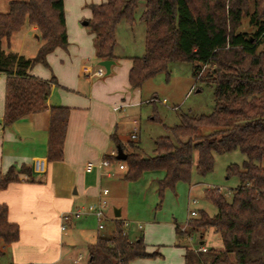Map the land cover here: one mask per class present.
I'll list each match as a JSON object with an SVG mask.
<instances>
[{
  "label": "trees",
  "instance_id": "obj_1",
  "mask_svg": "<svg viewBox=\"0 0 264 264\" xmlns=\"http://www.w3.org/2000/svg\"><path fill=\"white\" fill-rule=\"evenodd\" d=\"M4 4V8H2ZM86 20L93 34L97 61H115V31L119 23L132 25L136 15L144 26V53L132 57L128 72L131 89L167 70L172 62L192 64L197 80L214 86V107L209 115L184 114L171 136L154 140L151 156L126 153L123 179L135 181L146 171L161 170L157 181L161 200L166 189L178 182L190 184L195 171L204 176L214 167V154L239 151L245 156L238 166L227 167L239 184L228 202L217 190L205 189L204 197L216 212L200 211L186 229L174 222L178 237L212 228L222 249L205 253L184 248V264H264V0H107L89 6ZM246 19L251 32L240 31ZM36 27L38 44L29 57L19 51V39ZM67 45L63 0H0V74L7 76L2 125L9 126L29 114L47 109L46 99L54 78L42 80L28 72L36 64L47 66L46 55ZM210 67L206 78L200 71ZM69 109L49 108L46 161L63 158ZM202 128H213L202 134ZM113 143L122 148L114 136ZM131 149L137 144L130 143ZM111 164L115 156H104ZM31 179L30 168H21ZM18 181L13 167L0 175V191ZM19 240V228L7 219L6 205H0V257L4 248ZM86 264H131L151 258L141 237L131 240L124 224L114 219L107 235L88 245Z\"/></svg>",
  "mask_w": 264,
  "mask_h": 264
},
{
  "label": "crops",
  "instance_id": "obj_2",
  "mask_svg": "<svg viewBox=\"0 0 264 264\" xmlns=\"http://www.w3.org/2000/svg\"><path fill=\"white\" fill-rule=\"evenodd\" d=\"M106 1L97 0L94 4ZM63 5L67 45L65 48L57 47L46 55L47 66L36 63L28 72L30 76L46 81L54 78L46 99L47 109L3 126L7 76L0 74V175L11 167L18 175L17 182L0 191V205H6L8 221L17 224L19 228V240L4 248L2 256L7 259L2 264H81L82 256L78 254L76 257L74 252L83 247L87 251L88 245L95 242L99 230L97 219L91 213H85L76 219L71 217L66 222V229L62 231L61 216L95 203L101 189L108 190L105 197L107 199L109 189L103 186L104 180L121 177V174L115 172L119 170L116 163L101 170L94 168L89 173L85 171V165L97 164L104 156L116 155L112 136L118 139L122 151L127 153L121 135L123 125L129 122L124 117V110L141 105L140 88L131 89L128 84L132 57L118 55L114 51L117 59L110 74L93 76V72L99 67L93 34L87 33L83 25H80L81 21L91 18V11L84 8L82 1L75 0L72 3L71 0H63ZM35 35L36 27H31L22 35L20 53L29 57L34 55L38 44ZM30 38L32 41H29ZM26 42L29 45L27 52H24ZM84 68L88 69L87 74L84 73ZM56 106L68 108L69 117L63 158L61 161L48 163L49 108ZM132 123L137 124L138 119L134 118ZM36 159L46 162V171L41 175L32 174L31 181L18 171L30 168ZM145 173L155 175L156 184L164 177L161 170ZM192 200L195 201L194 204ZM196 203L194 198L187 202L188 205ZM192 210L196 212V209H190L189 213ZM119 211V217H122V209ZM89 220L96 222V229L86 236L89 232L86 228ZM119 220L127 226L125 218ZM174 222L183 224L174 220L173 230ZM111 223L113 226L114 220ZM103 226L105 228L104 223ZM136 227L141 228L140 225ZM125 232L131 240L138 238L135 234ZM199 245H203L202 238ZM147 252L160 256L152 249ZM87 260L88 252L85 263L82 264H86ZM149 260L137 259L131 264H150ZM177 264H184V251L181 262Z\"/></svg>",
  "mask_w": 264,
  "mask_h": 264
},
{
  "label": "rangeland",
  "instance_id": "obj_3",
  "mask_svg": "<svg viewBox=\"0 0 264 264\" xmlns=\"http://www.w3.org/2000/svg\"><path fill=\"white\" fill-rule=\"evenodd\" d=\"M75 0H71L74 3ZM82 1L84 8L89 11V6L93 5V0ZM68 2V1H67ZM89 4V5H88ZM2 4V8H4ZM86 20L81 21V24ZM87 33L91 30L83 26ZM240 31L251 32L253 29L247 25V20L242 21ZM22 37V36H21ZM21 37L19 39V51L21 48ZM116 46L115 54L122 56L138 57L144 53V26L136 15L132 25L125 22L118 24L115 31ZM29 41H32L31 38ZM29 43L23 47L27 52ZM98 68V67H97ZM96 68V69H97ZM210 67H205L200 71V77L206 78ZM104 76V75H103ZM214 86L206 84L202 80H197L192 75V64L186 62H172L168 64L165 72H160L155 77L143 83L139 90L141 105L124 110L125 123L121 129L123 145L127 148V153L140 152L144 156H151L154 148V140L162 136H171L170 127L180 124L184 114L191 116L209 115L214 107ZM165 100V102H163ZM138 119L137 124H133V119ZM213 128H202V134H209ZM120 132V131H119ZM131 134L136 135V139H131ZM137 144L136 149H130L129 144ZM245 160V156L239 151L224 154H214L213 170L199 176L195 171V156L190 177V184L178 182L174 190L166 189L163 198L158 196L156 177L151 173H142L135 181H125L123 170L115 171L121 174L119 178L104 180L103 186L109 189L107 197L108 205L104 209L105 218L102 222L105 225L103 230H98V236L107 235L112 229L111 220L125 218L127 226L125 231L141 237L147 250L158 252L160 256L150 259V264H177L181 262L184 248L197 249L200 238L207 249L219 251L222 249V242L218 234L212 228L202 229L193 232L191 239L184 236L178 237L173 230V221L183 223L181 226L186 229L188 218H196L200 211L213 216L215 207L204 197L205 189L217 190L221 192L229 202L232 193L237 188L239 181L235 175H227V167L231 164L240 166ZM117 165V164H116ZM264 168V158L258 163ZM117 169V168H116ZM148 172V171H146ZM196 199L195 205H188L189 199ZM113 208L122 209V217L114 218ZM190 209H196V216L189 214ZM140 225L138 229L136 226ZM96 222L89 220L86 228L92 234ZM94 234V233H93ZM82 256V263H85L87 251L85 247L74 252ZM7 258L0 257V264Z\"/></svg>",
  "mask_w": 264,
  "mask_h": 264
},
{
  "label": "built area",
  "instance_id": "obj_4",
  "mask_svg": "<svg viewBox=\"0 0 264 264\" xmlns=\"http://www.w3.org/2000/svg\"><path fill=\"white\" fill-rule=\"evenodd\" d=\"M84 73L87 74L88 69L87 68H84L83 69ZM93 76H96V77H102L104 75V69L102 67H98L92 74ZM163 102H165V100H163ZM135 138V135L132 134L131 135V139H134ZM117 164V167L119 170H123L125 167L124 165L119 162V161H116L115 162ZM110 162L108 160H105V159H102L99 163L97 164H93V163H86L85 165V171L86 172H91L94 168H98L99 170H101L102 168H105V167H108L110 166ZM30 170H31V173L32 174H38V175H41V174H44L45 171H46V162L44 160H41V159H36L33 163H32V166L30 167ZM108 194V190L107 189H101L100 191V194H99V197L97 199V201L95 203H91L89 205H87L85 208L83 209H77L75 210L74 212H72L71 214L70 213H66V214H63L61 216V221H62V225L60 227V229L63 231L66 229V222L71 218H78L80 217L81 215L85 214V213H91L93 214L96 219H97V222H98V225H97V228L99 230L103 229L104 226H103V222L102 220L104 219V209L107 207L108 205V201L107 199L105 198ZM193 204L195 203L194 200L191 201ZM191 216H195L196 215V212L194 210L190 211L189 213ZM124 226H126V223H123ZM182 230H184L182 228ZM187 240L191 239V237L189 238H186ZM195 252H202V253H205L207 251V248L204 247L203 245H199L197 249H194Z\"/></svg>",
  "mask_w": 264,
  "mask_h": 264
},
{
  "label": "water",
  "instance_id": "obj_5",
  "mask_svg": "<svg viewBox=\"0 0 264 264\" xmlns=\"http://www.w3.org/2000/svg\"><path fill=\"white\" fill-rule=\"evenodd\" d=\"M83 26L87 25V21L82 23ZM35 39L38 41V36L35 35ZM114 65V61H99L98 66L102 67L104 69V75H109L111 71V67ZM116 160L118 161H123L126 158V154L122 151V148L117 145L116 146V155H115ZM113 216L114 218H119L120 216V211L119 209H113Z\"/></svg>",
  "mask_w": 264,
  "mask_h": 264
}]
</instances>
